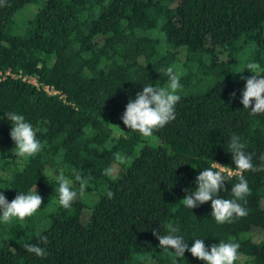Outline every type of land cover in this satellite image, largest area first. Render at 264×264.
Instances as JSON below:
<instances>
[{
  "label": "trees",
  "instance_id": "1",
  "mask_svg": "<svg viewBox=\"0 0 264 264\" xmlns=\"http://www.w3.org/2000/svg\"><path fill=\"white\" fill-rule=\"evenodd\" d=\"M0 4V192L11 202L36 185L43 198L25 221L0 220V264H205L190 252L177 258L159 248L152 230L167 234L166 224L179 227L189 248L195 239L209 248L235 242L234 264H264V171L244 173L250 195L240 203L249 214L233 223L218 224L211 202L191 210L181 201L213 162L235 168L233 134L254 165L264 163V114L251 116L240 103L241 76L252 75L246 63H258L264 75V0ZM169 66L181 76L176 119L144 138L121 116L144 86L167 85L161 70ZM9 112L33 125L43 145L36 156L17 154ZM115 165L118 172L104 174ZM60 173L76 191L75 175L91 176L70 209L59 204ZM237 182L234 173L220 195L231 199ZM25 243L45 247L47 258Z\"/></svg>",
  "mask_w": 264,
  "mask_h": 264
},
{
  "label": "clouds",
  "instance_id": "2",
  "mask_svg": "<svg viewBox=\"0 0 264 264\" xmlns=\"http://www.w3.org/2000/svg\"><path fill=\"white\" fill-rule=\"evenodd\" d=\"M0 6L3 5L0 4ZM245 69L252 75L250 77L241 76V79L245 80V86L241 90L240 103L243 105V109L249 110L251 116L264 114V75L257 74L260 69L256 62H247ZM161 71L168 78L167 85L159 86L157 83L156 86L151 84L144 86L134 99H129L121 116V120L128 130L138 132L144 138L152 137L155 131L163 129L176 119V105L181 100V96L178 94L182 88L180 74L172 66ZM235 95V92L230 94L233 98ZM7 120L11 121L9 135L20 157H34L42 151L43 145L37 139V132L23 115L9 112ZM228 150L235 168L213 162L211 167L203 169L196 176L195 189L186 188L183 190L185 196L181 200L183 205L191 210L211 202V216L221 225L247 217L249 211L240 203L250 195V188L244 173L264 171V163L261 166L254 165L253 154L247 151V145L242 142L241 137L233 134L228 144ZM115 159L123 162V158L119 154H116ZM260 160L264 162V155L260 156ZM113 172L114 169L109 167L105 169L104 174L111 176ZM234 173L238 182L231 186L232 198H223L220 193L227 191L225 185L228 184ZM90 180V175L85 177L77 173L75 181L79 182V190L76 191L73 188L72 179L60 173L57 176L60 206L70 209L78 198H83ZM106 195L109 199L114 197V193L110 190L106 192ZM42 202L43 198L38 194L36 185L27 194L19 192L11 202L0 192V220L6 224H11L14 220L23 222L38 212ZM165 230L167 234H162L159 228L152 230V235L159 241V248L164 253L170 252L177 258H184L185 252H190L192 257L205 262V264H234L238 259V243L221 241L209 248L206 247L203 239H195L189 248L184 237L177 234L180 232L179 227L166 224ZM40 244L47 245L48 238L42 236ZM24 248L37 257L47 258L48 256L45 247L25 243Z\"/></svg>",
  "mask_w": 264,
  "mask_h": 264
},
{
  "label": "rangeland",
  "instance_id": "3",
  "mask_svg": "<svg viewBox=\"0 0 264 264\" xmlns=\"http://www.w3.org/2000/svg\"><path fill=\"white\" fill-rule=\"evenodd\" d=\"M112 168L114 169L115 172H118L119 169H120V167L117 166V165L113 166ZM262 237H263V233L259 229H256V230L253 231L252 238L254 240H259Z\"/></svg>",
  "mask_w": 264,
  "mask_h": 264
},
{
  "label": "built area",
  "instance_id": "4",
  "mask_svg": "<svg viewBox=\"0 0 264 264\" xmlns=\"http://www.w3.org/2000/svg\"><path fill=\"white\" fill-rule=\"evenodd\" d=\"M23 79H27L28 81H30V82H32V83H35V84H37V85H39L37 82H36V80H34V79H32V78H30V77H24ZM47 91H49L50 93H58L57 92V90H55L54 88H50L49 86H47V85H44L43 86Z\"/></svg>",
  "mask_w": 264,
  "mask_h": 264
}]
</instances>
